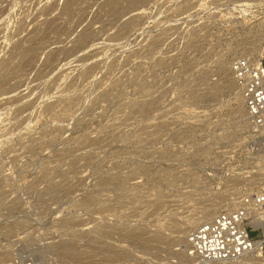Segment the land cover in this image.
<instances>
[{
  "label": "rangeland",
  "instance_id": "rangeland-1",
  "mask_svg": "<svg viewBox=\"0 0 264 264\" xmlns=\"http://www.w3.org/2000/svg\"><path fill=\"white\" fill-rule=\"evenodd\" d=\"M128 1L0 0V264H202L205 207L264 192L231 70L264 0Z\"/></svg>",
  "mask_w": 264,
  "mask_h": 264
},
{
  "label": "built area",
  "instance_id": "built-area-1",
  "mask_svg": "<svg viewBox=\"0 0 264 264\" xmlns=\"http://www.w3.org/2000/svg\"><path fill=\"white\" fill-rule=\"evenodd\" d=\"M231 70L246 107V115L253 128L264 136V55L259 61L237 59L231 64ZM258 211H264L263 192L247 193L240 198L238 207L223 210L197 225L186 238V260L208 263L245 256L253 250L257 240L253 232L261 229L250 224L256 216L253 214Z\"/></svg>",
  "mask_w": 264,
  "mask_h": 264
},
{
  "label": "bare ground",
  "instance_id": "bare-ground-1",
  "mask_svg": "<svg viewBox=\"0 0 264 264\" xmlns=\"http://www.w3.org/2000/svg\"><path fill=\"white\" fill-rule=\"evenodd\" d=\"M131 1L132 0H130V1H128V3L127 4H131ZM136 1V0H135ZM137 2V1H136ZM133 3V2H132ZM134 4V3H133ZM117 8L116 7H112L111 8V10H110V12H111V14H118V13H116L117 12ZM261 53V52H260ZM255 54V53H254ZM253 54V56H255ZM257 57V56H256ZM251 61H259L260 59H256V60H252V59H250ZM241 94V93H240ZM242 97V96H241ZM244 111H245V115L247 114V111H246V107H245V105H244ZM246 119L250 122V120L248 119V116L246 115ZM251 123V122H250ZM259 144L261 145V148L263 149V151H264V136H262V138L261 139H259ZM262 151V150H261ZM263 194H264V192H263ZM239 203H240V201H239ZM239 203H238V205L236 206V207H238L239 206ZM206 209L204 210V215L205 216H210V215H212V216H210V218L209 219H206V220H210V219H212L213 217H215L218 213H220V212H217V213H213V208H212V206H208V207H205ZM259 213H254L253 215H256L254 218H252L251 219V221H252V223H251V225H253V226H255L256 228H258V227H260L261 229H262V226H263V238H261V239H257L256 241H255V244H254V248H253V250L252 251H250L249 253H247L245 256H242V257H240V258H238V259H235V260H228V261H219V262H208V263H203V262H201L202 264H251V263H253L254 261H256V260H263L264 258L262 257V246H263V244H264V224H262L263 222V220H264V211H258ZM250 216H252V215H250ZM206 220H202V221H200L199 222V224L200 223H202V222H204V221H206ZM199 224H197V225H199ZM197 225H195V227L197 226ZM189 234V233H188ZM131 236H133V237H135V238H138L140 241H142L143 243H146V240L142 237V234L141 233H139V232H136V233H133ZM186 238H187V236L185 237V240H184V242H182L183 243V252H185V255H186V248H187V243H186ZM92 243H93V246L95 247V252L97 251V252H100L101 250H107L108 252L111 250L110 249V247L105 243V242H103L102 241V239H101V237H100V235H97V236H94V237H92ZM62 246L63 247H65V245H63V244H60V245H58V248L59 249H61L62 248ZM184 255V256H185ZM187 256V255H186ZM187 259V258H186ZM192 261H194V260H192ZM242 261H244V263H242ZM246 261V262H245ZM247 261H249V262H247Z\"/></svg>",
  "mask_w": 264,
  "mask_h": 264
},
{
  "label": "crops",
  "instance_id": "crops-1",
  "mask_svg": "<svg viewBox=\"0 0 264 264\" xmlns=\"http://www.w3.org/2000/svg\"><path fill=\"white\" fill-rule=\"evenodd\" d=\"M262 231H263V226H262Z\"/></svg>",
  "mask_w": 264,
  "mask_h": 264
}]
</instances>
